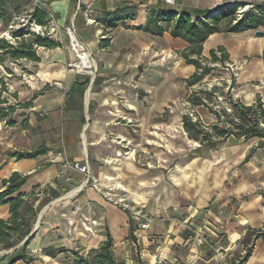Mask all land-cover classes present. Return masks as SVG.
I'll use <instances>...</instances> for the list:
<instances>
[{
	"label": "crops",
	"instance_id": "crops-1",
	"mask_svg": "<svg viewBox=\"0 0 264 264\" xmlns=\"http://www.w3.org/2000/svg\"><path fill=\"white\" fill-rule=\"evenodd\" d=\"M173 1V4H167L163 0H41V8L52 14L56 21V32L52 38L59 43V46L51 49L39 47L37 51L39 61L36 62V73L30 74L31 80L26 78L20 80L5 74L8 92L17 94V100L10 95L7 96L8 103L31 101V105L16 109L12 115L13 125L6 124L4 120L0 122V188L2 179L8 178L13 172H18L28 175L25 184L20 188V192L24 193L38 190L44 185H49L59 192V189L71 188L80 182L84 184V179L89 177L90 173L105 184L116 186L118 191L131 189L128 184L126 161L116 157H110V160L105 162L101 161L103 149L117 147L113 142L109 143L105 139L106 134L113 133L121 137L125 135L122 132L123 124L116 123L114 127L108 129L110 121L122 114V101L120 106L117 100L104 99L103 92L91 89L90 94L91 85L96 86L99 83L109 85V82L114 80L111 86L120 90L124 87L121 81L126 82V80L118 78L119 73L136 67L141 60H144L145 51L151 53L182 51L188 46L182 39L170 36V24H164L160 36L138 29V26L144 25L151 10L188 12L192 17H200L204 11H214L219 7L222 9L233 6L234 3L244 4L257 0ZM262 1L264 0H259L257 6L262 5ZM22 7L25 8L24 11H30L33 5L31 2H26ZM108 13L121 15L123 19L117 22L116 27L111 28L106 16ZM86 15L91 17L92 22H86ZM71 23L75 26L77 36L92 52H96L104 59L105 68L97 74L102 77L91 81L85 74H71L65 68V64L74 57L69 49L68 37L64 29ZM251 31L253 30L240 33H213L204 41L202 55L205 50L209 51L221 45L213 41L217 36L246 35ZM101 36L109 39L106 47L100 46ZM27 64L32 66L31 64L34 63L28 61ZM27 66L23 67L26 69ZM103 72L108 74L104 75ZM85 81H88V84L83 92L85 87H81L80 84ZM62 84L68 89L60 91ZM43 86L47 90L37 94ZM34 95L36 96L33 97ZM90 104L91 112H89ZM124 104L131 110L138 107L133 94L125 96ZM23 116L26 119L24 125L21 124ZM179 119L182 127L181 116ZM241 141L244 142L230 139L212 150L193 148L191 151L195 158L192 165L197 167L199 163L204 170V162H202L204 158L221 147H225L227 151L231 150ZM41 145H45L48 151L35 158L16 160L9 156L10 153L31 151ZM257 149L260 148H256L252 154ZM244 157L240 164L250 159L249 157L243 162ZM64 163L70 164L71 167L65 168ZM145 171L148 170L136 172V191H129L134 195L136 202L144 206L149 216L147 228L141 229L139 223L135 222L137 228L133 229V221H130L126 213L116 206L108 205L100 208L103 211V228L104 230L107 228L112 241L130 243V249L134 247L135 256L126 259L125 264H204V256L208 248L215 246L224 252L223 256H220L224 257L223 264H231L244 254L245 248L249 245L252 246V251L243 264H264V236L253 239V235H250L246 239L247 231L259 229L264 223V200L248 199L239 204L235 213L230 210L223 213V210L215 206L216 199L212 198V194L204 193L202 182L199 190L192 187L189 192L180 195L171 194L170 188L164 185V176L156 171L150 172L154 175H145ZM172 178H175V175H172ZM83 184L71 190L73 194L70 198L74 199L72 214H76L81 207L86 212L93 210L91 205H100L98 199L95 204L88 200L98 196L94 190L84 187ZM164 189L167 192H164ZM38 195H42V191ZM259 197L264 199V193H260ZM204 208L208 209L204 210ZM8 217V204L1 205L0 218ZM130 225L133 238L130 237ZM204 230L211 234L220 231L226 234L213 244L195 245L194 237L198 232L204 234ZM76 236L77 233L74 231L71 238L75 239ZM68 244H71L70 239Z\"/></svg>",
	"mask_w": 264,
	"mask_h": 264
},
{
	"label": "rangeland",
	"instance_id": "rangeland-1",
	"mask_svg": "<svg viewBox=\"0 0 264 264\" xmlns=\"http://www.w3.org/2000/svg\"><path fill=\"white\" fill-rule=\"evenodd\" d=\"M7 1L10 4L11 0ZM21 1L23 3L19 12L11 14L12 20L10 22L5 24L0 21V38L12 41L10 29L16 28L17 25H21L24 30H28L32 34L38 33L36 32L37 24H28L27 13L29 11H24L25 8L22 7L26 2L32 4V0ZM262 2L264 6V1ZM258 3H260L259 0L244 4L234 3L233 5H238L237 11L242 8L246 9L245 7L248 5L255 8ZM256 31H261L263 34H256ZM49 36L54 37L53 35ZM213 41L214 43H221L229 55L228 60L223 65L210 63L215 68L203 78L201 86L210 88L212 85H216L224 92L230 88V94L234 99H240L248 104L259 97L264 108V58H262L264 28H258L246 35H220ZM38 49L39 47L37 51ZM179 52L181 50L158 51L156 53L145 51L144 60H141L136 67L129 68L127 71L120 72L119 76L117 75L118 78L126 80V82L121 81L124 87H121L120 90L111 86L115 82L114 80L110 81L109 85L107 83L91 85L90 94L91 89L100 93L103 92L104 99L117 100L120 106L122 101L123 105L122 114L115 116L110 121L108 129L114 127L116 123L123 124L122 132L125 135L121 137L113 133L106 134L105 139L109 143L113 142L117 147L112 146L103 149L101 161L110 160V157L126 161L129 175L128 184L131 188L129 190L134 192L136 191V172L139 173L143 169H147L145 175H154L150 172L156 171L165 177L164 185L170 188L171 194L180 195L183 192H189L192 187L199 190L203 183L204 193L212 194V198L216 199L217 205L214 203L215 206L217 209L223 210V213L228 210L235 213L239 204L248 201V199L263 201L264 199H261L259 194L264 193V147L257 149L247 162L240 164L243 157L257 142L255 139L241 141L228 151L225 147L213 151L209 157L202 161L204 162V170L199 163L196 165L197 167L192 165L195 157H193L194 153L191 149L196 146V143L187 139L179 118L184 113H192L199 116L203 123H209L214 117L204 107H192L186 101L190 89L183 79L188 77L194 69L185 64ZM91 53L95 59L97 70L94 76L85 74L88 80L102 77L97 76V74L105 68V61L101 55L92 51ZM203 56L209 57L208 51L205 50ZM74 59L75 57L69 62L74 61ZM69 62L65 64L67 71H69L67 66ZM27 63L28 61L24 59L17 62L4 59L0 63V73L6 76L5 74L8 73L3 67L8 66L13 71L12 76L20 80L25 78L31 80L30 74L36 73L37 64L33 62L34 64L30 66ZM24 65H28L26 69L23 67ZM106 74L104 73V75ZM42 89L47 90H45V86ZM67 89L65 84L59 88L60 91ZM130 94H133L134 99L137 100V109L131 110L124 104L125 96ZM4 96L7 97L9 94L4 93ZM216 101L225 102L221 96H218ZM15 103L11 102V104ZM91 107L90 104L89 112L92 111ZM215 107L220 108L217 104ZM23 119L24 116L21 121ZM174 165L177 166L174 167ZM172 175H175V178H172ZM84 180V184L80 182L71 188L65 187L63 190L57 186L59 192H56L49 185L34 190L35 192L42 191V195H38V200L34 202V207H38L41 201L48 200L43 207L38 209L36 217L30 221L33 229L41 210L47 206L41 215L34 237L27 245L23 246V240L11 249H0V264H9L12 252L16 250L19 254L21 248H23V258L13 264H73L75 255L93 263L96 249L105 240V230L102 224L103 211L100 208L108 207V205L120 208L119 204L115 203L120 197H124L131 206L140 204L136 202L131 191L125 189L118 191L116 186L105 184L93 173H90L89 177ZM81 184L95 191L98 197L88 198V200L95 204L96 199H98L100 205H91L93 210H86V212L81 207L76 214H72L74 199L70 198V195L73 194L71 190ZM164 192L167 190L164 189ZM207 209L204 208V210ZM125 213L129 220L133 221L129 214ZM135 222H132L133 229L137 228ZM74 231L77 236L72 239L71 234ZM225 234L223 231L211 234L204 230V234L197 233L193 242L195 245L204 244L205 246L217 242ZM199 236L204 239L202 244H197L196 237ZM69 239L71 244H68ZM112 243L113 254L117 261L124 260L126 262V259L135 256L134 247L129 248L130 243L125 244L118 240H113ZM208 249L204 256V264H223L224 257H220L223 256V250L216 246Z\"/></svg>",
	"mask_w": 264,
	"mask_h": 264
},
{
	"label": "trees",
	"instance_id": "trees-1",
	"mask_svg": "<svg viewBox=\"0 0 264 264\" xmlns=\"http://www.w3.org/2000/svg\"><path fill=\"white\" fill-rule=\"evenodd\" d=\"M7 0H0V21L8 23L12 20V13L19 12V8L23 3L21 0H11L10 4ZM238 5L226 6L222 9L219 7L214 11H204L200 17H192L188 12L172 13L167 10H151L146 17L144 25L138 26V29L149 32L154 35H161L164 24H170V36L172 38H180L185 41L188 46L184 48L180 55L185 64L192 65L194 71L186 78L184 82L190 89V93L186 97V101L192 107H204L207 112L214 117V121L203 123L199 116L187 113L181 115L182 129L187 138L196 143L194 150L204 148L212 150L223 145L227 140H243L249 141L255 139L256 145L250 149L244 157L243 162L247 161L252 152L256 148L264 147V127L263 103L259 97L252 103H244L240 99H234L228 90L224 92L216 85L210 88L201 86L203 78L210 74L215 68L210 63L224 64L228 60V53L223 46H217L215 49L208 51L209 57L202 55V45L204 41L213 33H240L247 30H257L264 27V6L258 5L255 8L249 7L245 9L239 16L236 14ZM47 12L41 7H33L27 13L28 24L35 23L40 26L48 24ZM109 19V26L116 27L117 22L123 17L118 14H106ZM10 37L12 41L0 38V63L4 59L9 61L28 60L37 62L39 56L38 47L55 48L59 43L49 35H41L39 33L32 34L28 30H24L21 25L10 29ZM109 39L104 37L101 39L100 46L106 47ZM264 58V51L262 53ZM6 73L13 75L10 67H3ZM88 81L80 84L81 87L87 86ZM219 93L217 94V92ZM43 89L37 94H41ZM4 93H8L17 100L16 93H9L6 85L5 76L0 73V122L5 121L8 125H13L12 115L17 108L28 107L31 101L15 104L8 103ZM221 96L225 102H217V97ZM34 95L33 97H35ZM219 105L217 109L215 105ZM26 119L21 121L24 125ZM48 151L45 145H41L31 151H21L10 153V157L16 160L24 158H35L43 155ZM28 175H22L13 172L8 178L2 179L0 188V206L8 204L9 217L7 219L0 218V249H11L16 244L22 242L32 230L31 219L35 218L38 209L43 207L48 200L41 201L38 207H34V202L38 200L40 191H32L30 193L20 192V188L25 184ZM253 235V239L262 238L264 236V223L261 228L247 231L246 239ZM34 237V234L24 242H28ZM130 237L132 235V226L130 225ZM112 237L105 228V240L96 249L93 256V263H90L83 257L76 256L73 264H125L124 260L117 261L113 254ZM23 248L19 251L12 252L9 264L23 258ZM252 251V246L245 248L244 254L239 256L236 261L231 264H243Z\"/></svg>",
	"mask_w": 264,
	"mask_h": 264
},
{
	"label": "built area",
	"instance_id": "built-area-1",
	"mask_svg": "<svg viewBox=\"0 0 264 264\" xmlns=\"http://www.w3.org/2000/svg\"><path fill=\"white\" fill-rule=\"evenodd\" d=\"M167 4H173V0H163ZM33 7H41L42 2L41 0H32ZM251 6V5H250ZM246 9L249 8L245 7ZM245 9H238L236 11V14L239 16ZM48 17V24L46 26H40L37 25V31L41 35H53L56 32V21L54 19V16L50 13L47 14ZM86 22L90 23L92 22V19L89 15H86ZM65 32L68 37V46L70 51L73 53L75 59L72 62H69L67 64L68 70L70 72H74L76 74H89L93 75L96 73L97 67L95 59L92 56L90 48L77 36L76 29L73 23L67 25L64 27ZM101 38H104V36H101ZM190 116H192L191 113H188ZM71 167L70 164L64 163V167ZM88 178V177H87ZM119 204L122 211L127 212L129 214V217L133 220L139 223L141 229H145L148 227L149 223V216L147 215L145 209L141 205H135L131 206L126 202V199L124 197H120L117 199V202ZM197 244H202L204 239L202 237H196Z\"/></svg>",
	"mask_w": 264,
	"mask_h": 264
},
{
	"label": "water",
	"instance_id": "water-1",
	"mask_svg": "<svg viewBox=\"0 0 264 264\" xmlns=\"http://www.w3.org/2000/svg\"><path fill=\"white\" fill-rule=\"evenodd\" d=\"M256 34L262 35L263 32H261V31H256ZM92 80H93V79H91V81H92ZM46 208H47V206H45V207L41 210L40 214L38 215L36 225H35L34 228L31 230L30 234H29L28 236L25 237V239H24L23 242L27 241V240H28V239L34 234V232L36 231L37 225H38V223H39V220H40V218H41V215H42V213L44 212V210H45Z\"/></svg>",
	"mask_w": 264,
	"mask_h": 264
},
{
	"label": "bare ground",
	"instance_id": "bare-ground-1",
	"mask_svg": "<svg viewBox=\"0 0 264 264\" xmlns=\"http://www.w3.org/2000/svg\"><path fill=\"white\" fill-rule=\"evenodd\" d=\"M87 98V97H86ZM87 100V99H86ZM75 192V191H74ZM71 194V193H70ZM69 195V194H68Z\"/></svg>",
	"mask_w": 264,
	"mask_h": 264
}]
</instances>
